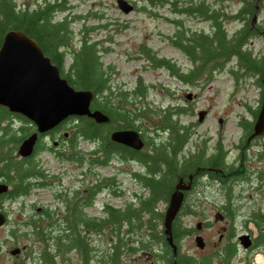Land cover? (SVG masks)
Listing matches in <instances>:
<instances>
[{
  "label": "trees",
  "instance_id": "trees-1",
  "mask_svg": "<svg viewBox=\"0 0 264 264\" xmlns=\"http://www.w3.org/2000/svg\"><path fill=\"white\" fill-rule=\"evenodd\" d=\"M71 0H41L25 1L0 0V46L5 33L12 28L21 29L35 38L44 52L50 54L60 67L63 76L77 88L92 89L93 108H100L109 115L107 122H97L88 115L71 117L73 122L67 144L72 152L66 151V158L78 159L82 165L81 180L67 191L63 198L62 209L49 211L44 208L45 216L37 218L33 227L24 231L15 229L13 233L18 241L29 243L37 253V259L42 264H124V255L137 251L140 247L158 252L160 264H234L233 257L238 248L233 243L223 256L219 249L210 255H182L181 239L195 228L184 224L181 217L190 212L189 202L184 199L182 207L173 223V245L167 240L163 228H158L157 220H164L165 211L158 208L160 201L170 199L181 177L188 176L186 162L181 161L177 151L186 137L179 128L177 141H173V129H176L180 113H188L186 107L174 102L154 105L143 100L147 91V83L140 77L133 90L112 83V67L106 66L101 58L99 40L91 38L89 32L100 26L103 14L77 13L57 18L58 11H68L72 7ZM148 5H168L179 15H203L210 21V26L203 29H187L182 18H175L177 31L171 36L172 43L179 47L190 60L188 68L182 69L175 61L160 56L151 47L143 46L141 56H145L155 67H167L175 77L185 83L200 84V78L206 75V81L213 77V72L230 64L236 86L240 87L245 78L257 70L264 76V55L254 53L250 40L261 35L260 25H253L252 19L256 9V0H243L241 7L232 15L241 20V26L230 30L225 20L229 16L222 8L208 0H146ZM149 7L144 5L142 8ZM259 11V10H258ZM70 16V17H69ZM99 18L98 24L83 25V37L74 40V28L71 22L82 18ZM117 22L111 21L110 24ZM71 56L70 65L65 66L67 56ZM205 81V82H206ZM160 121L157 122L156 118ZM21 120L23 123L14 126L11 120ZM146 122L137 123V121ZM30 120L24 115L15 116L5 105L0 104V180L10 186L6 193L9 197L26 192L35 184H31L28 176L38 173L39 167L35 160L23 161L16 158V149L21 142L31 134ZM113 127H135L147 136L146 146L142 150L126 147L112 140L110 133ZM172 136L168 141H157V134L167 128ZM178 129V128H177ZM255 132V131H254ZM82 138L93 142L90 150L80 146ZM45 146L44 141L39 143ZM120 159L137 156L145 162V173L137 177L149 189V194L138 203L126 202L115 205L108 200L101 203L102 213L92 214L90 205L97 202V197L113 187L115 194H120L118 180L114 175L104 174L100 166H108L113 158ZM184 175V176H183ZM186 179V178H185ZM187 180V179H186ZM255 217L248 215L244 226L250 228ZM259 224L264 225V216L259 215ZM149 221L151 230L143 233L139 230L125 229L126 222L130 226H141ZM164 223V221H163ZM145 232V231H144ZM137 234V238L133 234ZM147 235V238L143 235ZM105 245H101L99 240ZM264 240V231L260 232L258 244ZM31 241V242H30ZM39 244V247H37ZM264 251L263 247H259ZM35 264V263H34ZM247 264H251L248 260Z\"/></svg>",
  "mask_w": 264,
  "mask_h": 264
},
{
  "label": "rangeland",
  "instance_id": "rangeland-1",
  "mask_svg": "<svg viewBox=\"0 0 264 264\" xmlns=\"http://www.w3.org/2000/svg\"><path fill=\"white\" fill-rule=\"evenodd\" d=\"M18 3L25 1H41V0H17ZM134 4V8L130 11H125L118 5V0H71L72 9L68 8V11H58L57 18H62L66 15L74 16L77 13H84L87 15L90 13L103 14L102 23H109L108 26H100L89 32L90 37L99 40L101 46V58L106 66L112 67V83L113 85H120L133 90L136 86L137 80L142 79L148 84L147 91L142 99L145 101H151L154 105L159 106L168 102H174L178 105L186 107L188 113H180L177 115L178 122L180 124L188 123V121L197 120L200 117L205 116V113H209L210 116L206 118L203 124L199 127L201 132H207L211 128L212 132L215 128L220 126V122H217L216 117L218 115H224L227 119V133L232 132L233 135L236 129V113L247 112L248 103L250 106H254L259 96V91L252 80L250 75L245 78V82L236 86V79L232 75L230 70V64L217 69L213 72V77L206 81V75L200 78V84L185 83L174 76L167 67H155L151 61H148L143 54L142 47H151L158 55L164 56L169 60L175 61L177 66L182 69L188 68L190 60L182 52V50L172 43L171 36H174L177 31V24L173 21L175 18H182L183 26L187 29H203L210 26V21L205 19L203 15H179L166 4V5H148L146 0H129ZM214 2L215 6L222 8L224 12H227L229 16L225 20L227 27L230 30H235L241 26V20L232 16L242 5L243 0H208ZM144 5L149 6L142 8ZM69 16V17H70ZM111 21L117 22L110 24ZM99 18L91 17L84 21L82 18L71 22V26L74 28V40L78 42L83 37V25L90 26L92 24H98ZM257 23V22H256ZM258 24L264 30V0H260V7L258 11ZM250 46L252 47L255 54L260 50L264 49V38L262 35H258L250 40ZM71 61V56L68 55L66 58L65 66L68 67ZM206 81V82H205ZM73 117V116H72ZM71 117L65 120L67 130L71 131L73 122H68ZM157 122L160 118H156ZM146 122L137 121V123ZM14 126H19L23 121L15 119L11 120ZM152 126V123H145ZM148 136V135H147ZM166 137V133L162 134ZM51 143L50 139L44 140V144ZM80 146L84 150H90L93 142L88 141L85 138L80 140ZM17 151V149H16ZM48 151L42 152V157H51V153ZM138 167L139 163H135ZM81 164L77 169V174L67 179V183L76 185L81 180L80 173L82 172ZM81 170V171H80ZM99 170L104 174L114 175L117 177L118 189L120 194L113 192V187L102 192L97 197V202L88 207V210L92 214L102 213L101 203L108 200L110 203L115 205H124L130 200L132 193L135 191H143L147 193L148 190L140 187L139 183L134 181L132 176L129 174L130 168L128 162L120 161L119 158L114 157L113 161L108 166H100ZM48 193V192H47ZM45 199L39 201L40 204L44 202L46 198H50V195H46ZM14 198L9 197L3 205V208L9 210L12 219L17 215L18 218L24 217L26 214L19 209L20 203L14 201ZM22 199L25 198H21ZM40 198H38L39 200ZM31 202V201H28ZM248 204L251 202L248 201ZM166 201H160L158 208L160 210H166ZM29 209V206L26 207ZM184 223L189 226H193L195 229L189 234L185 235L181 239L182 247L186 250L194 251L196 255L202 253L203 250H211L213 243L218 239V232L216 227H205L203 231L198 229L197 223L205 220L204 217H197L193 215L184 214L181 217ZM214 219V216H211ZM203 222V221H202ZM244 216H238L236 219L237 230L242 232L244 230ZM16 223V222H15ZM158 228H163V220H157ZM243 226V227H241ZM14 228V223L11 222L7 226L0 228V236L10 238L11 231L9 228ZM143 233H149V231H142ZM202 234L206 240L205 248L200 247L196 242V233ZM133 237L137 238V234H133ZM147 238V235H143ZM24 242V241H21ZM31 242V241H30ZM101 245H105L101 239ZM244 246V245H243ZM39 247V244H37ZM34 252V263L42 264L37 259V253L35 247ZM238 254L234 257L235 264H247L248 260L251 264H264V252L254 250L252 253L246 254L244 248H238ZM158 252L148 248L140 247L137 252L130 251L125 254L123 263L124 264H160ZM260 262V263H259ZM92 264H99L97 261Z\"/></svg>",
  "mask_w": 264,
  "mask_h": 264
},
{
  "label": "flooded vegetation",
  "instance_id": "flooded-vegetation-1",
  "mask_svg": "<svg viewBox=\"0 0 264 264\" xmlns=\"http://www.w3.org/2000/svg\"><path fill=\"white\" fill-rule=\"evenodd\" d=\"M259 29L260 32L263 31L262 27ZM261 35L264 38V34L261 33ZM45 54L50 56L52 62L58 65L50 54ZM258 55H264V49L260 50ZM250 79L252 84L258 89L259 96L254 106L245 103L247 112L235 114L237 117L235 119L236 129L234 133H238L237 136L233 135L232 132H226L227 118L224 115L216 117L217 122H220V126L216 127L214 132L211 131V128L207 132H201L199 127L210 116L207 112L205 116H199L197 122L191 119L188 123L180 124L177 122L179 125L172 132L174 142L177 141L179 128H182L181 130L186 136L177 154L181 161L186 162L189 172L185 178L191 181L190 186L184 190V199H187L190 208V212L187 215L206 218L202 220L201 231L208 226L211 228L216 227L218 232V239L213 243V248L211 250H203L199 256L210 255L219 249L223 250L224 256L227 254L229 246L233 243H236L239 249L241 247L244 248L246 254L252 253L254 250L264 252L259 248H264V240L261 244H258L260 232L264 231V225H260L258 219L259 215L264 216V133L254 134L255 125L263 104L264 76L254 70ZM13 114L15 116L23 115L19 112H13ZM25 117L30 120L31 133H33L37 130L36 123L27 116ZM118 128L120 127H113L111 132ZM137 130L140 131L146 146L147 136L140 129ZM163 133H166L167 136L163 137ZM172 133L168 127L162 129L157 134V141H168ZM69 135L70 131L66 128L65 120H62L55 127L45 132H39L34 149L29 155L20 154L18 152L20 145L18 146L16 158L23 161L35 160L39 170L35 176L31 174L28 176V179L33 177L29 182L31 184L35 183L31 189L11 197L14 198V201L20 203L19 209L26 214L24 217L18 218L16 215L12 219L9 210L3 208L4 202L9 196L4 192L0 193V210L6 214V221L0 225V228L7 226L11 222L14 223V228H9L11 231L10 238L0 236V264H34L32 247L27 242L18 241L13 231L15 229L24 231L28 227H33L37 218L45 216L44 208L49 211L62 209L63 198L66 196L67 191H71L73 186H75L67 183V179L77 174L79 167L78 159L74 160L73 157H70V159L66 158L65 150L72 148L70 144L66 143ZM46 139H50L51 143H45V146L40 148L39 143ZM124 145L128 148L136 149L128 144ZM143 148L136 150H142ZM44 151H48L52 156L47 157L46 155L42 157V152ZM121 160L128 162L129 174L133 180L138 182L143 190H148L147 193L143 191L132 193L128 201L136 204L150 193L149 189L137 177V174L146 172L145 162L137 156H129ZM135 163H139L140 166L137 167ZM180 177L181 175L178 174L177 179ZM46 195H50V198H46L45 204L44 202L40 204L39 201L45 199ZM21 198L25 199L21 201ZM38 198L40 199L38 200ZM169 200L166 202V208ZM248 201L251 204H248ZM27 206H29V209H26ZM248 215L255 217L250 228L244 226V230L239 232L236 223L237 217L244 216L245 222ZM211 216H214V219H211ZM130 225L127 221L125 229L129 231L151 230V225L147 220L141 226ZM198 233L200 232L196 234ZM244 233L250 235L251 244L247 248L243 246L241 240V235ZM179 252L185 256L196 255L194 251L183 248L181 242Z\"/></svg>",
  "mask_w": 264,
  "mask_h": 264
},
{
  "label": "water",
  "instance_id": "water-1",
  "mask_svg": "<svg viewBox=\"0 0 264 264\" xmlns=\"http://www.w3.org/2000/svg\"><path fill=\"white\" fill-rule=\"evenodd\" d=\"M118 5L127 12L134 8L129 0H118ZM259 7L260 0H256L253 25L258 21ZM262 32L264 34V30ZM94 94L92 89L72 85L62 75L59 66L45 54L39 42L25 31L12 28L5 33L0 46V104L7 106L11 112L22 113L37 125V130L21 142L18 149L20 154L29 155L39 132L55 127L68 117L88 115L97 122H107L109 115L100 108L92 107ZM260 133H264V93L254 134ZM111 138L136 149L145 146L140 131L135 128L115 129L111 132ZM190 183V180L180 177L164 213V232L175 253L177 244L174 242L173 221L182 207L184 190ZM9 188L7 182L0 181V193L7 192ZM5 221L6 214L0 210V225ZM202 225L203 222L199 221L198 229ZM241 240L246 248L251 244L247 233L241 235ZM196 242L202 248L206 246L202 234L196 235Z\"/></svg>",
  "mask_w": 264,
  "mask_h": 264
},
{
  "label": "bare ground",
  "instance_id": "bare-ground-1",
  "mask_svg": "<svg viewBox=\"0 0 264 264\" xmlns=\"http://www.w3.org/2000/svg\"><path fill=\"white\" fill-rule=\"evenodd\" d=\"M183 204V203H182ZM177 217V216H176ZM175 220V219H174ZM174 222V221H173ZM260 263V262H259Z\"/></svg>",
  "mask_w": 264,
  "mask_h": 264
}]
</instances>
